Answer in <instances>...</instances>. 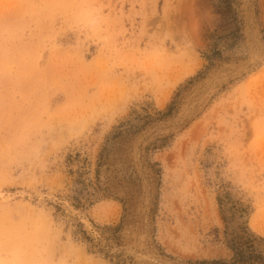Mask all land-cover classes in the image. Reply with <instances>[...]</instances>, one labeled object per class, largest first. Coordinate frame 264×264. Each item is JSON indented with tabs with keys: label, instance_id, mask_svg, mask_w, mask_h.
I'll list each match as a JSON object with an SVG mask.
<instances>
[{
	"label": "rangeland",
	"instance_id": "rangeland-1",
	"mask_svg": "<svg viewBox=\"0 0 264 264\" xmlns=\"http://www.w3.org/2000/svg\"><path fill=\"white\" fill-rule=\"evenodd\" d=\"M229 3L0 0V264H232L227 233L264 238V0Z\"/></svg>",
	"mask_w": 264,
	"mask_h": 264
},
{
	"label": "trees",
	"instance_id": "trees-1",
	"mask_svg": "<svg viewBox=\"0 0 264 264\" xmlns=\"http://www.w3.org/2000/svg\"><path fill=\"white\" fill-rule=\"evenodd\" d=\"M229 1L224 0L226 4L225 14L230 8ZM219 13L222 14L223 12L219 11ZM171 110L172 108H170ZM219 203L223 207L226 202L219 200ZM231 210H234L233 214L238 215L240 219L248 215V210L240 203L232 206ZM224 220L228 222L226 218ZM227 235L229 236L228 247L234 253L232 264H264V238L253 233L249 229L247 221L239 225L237 230L232 233H227ZM214 263L219 264L220 262L215 261Z\"/></svg>",
	"mask_w": 264,
	"mask_h": 264
}]
</instances>
